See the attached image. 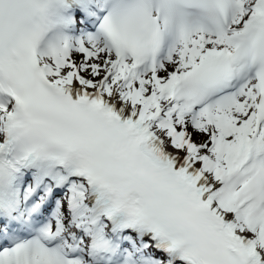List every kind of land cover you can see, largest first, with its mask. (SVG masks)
I'll return each mask as SVG.
<instances>
[{"label": "snow or ice", "instance_id": "snow-or-ice-1", "mask_svg": "<svg viewBox=\"0 0 264 264\" xmlns=\"http://www.w3.org/2000/svg\"><path fill=\"white\" fill-rule=\"evenodd\" d=\"M0 264H264V0H0Z\"/></svg>", "mask_w": 264, "mask_h": 264}]
</instances>
